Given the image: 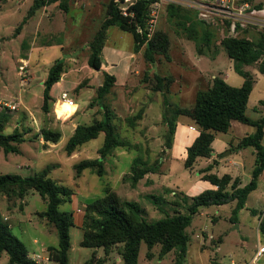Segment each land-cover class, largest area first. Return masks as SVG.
<instances>
[{"label":"rangeland","instance_id":"obj_1","mask_svg":"<svg viewBox=\"0 0 264 264\" xmlns=\"http://www.w3.org/2000/svg\"><path fill=\"white\" fill-rule=\"evenodd\" d=\"M35 1L0 0V105L17 106L15 113L7 111L11 120L5 134H11L18 129L25 140L19 145V154H6L0 149V175L13 174L28 178L49 168L50 177L73 192L70 199L60 207V211L74 214L77 209L82 210L81 213H76L74 218L77 226L70 232L72 247L68 254L69 264H86L91 260L93 264H123L122 245L109 252L81 246L84 209L87 203L104 197L106 190L111 189L121 199L138 203L148 221L160 220L166 214L174 215L175 210L184 213V193L175 187L166 188V184L170 183L165 177L163 179L158 176L149 181L144 179L137 186H133L129 179L124 180V177L130 174L134 160L139 156L151 164L159 162L160 171L162 166H166L168 156L164 153V124H151L152 126L131 130L125 121L128 116L115 121L120 137L129 140L138 148L116 150L114 155L106 160L105 175L102 177L90 169L78 174L76 167L84 160L99 158L98 151L104 143V134L72 155L66 151L67 142L79 124L89 125L102 119V104L115 112L114 105H119L123 91L130 96H127L124 105L127 109H133L136 114L139 108H145L144 102L149 101L146 96H150L154 108L151 119H155L165 100L171 105L179 104L181 95L176 93L179 87L183 90L181 105L186 108L192 106L195 93L199 91L194 90V87L201 84L208 89V85L212 84L216 76L224 77L233 87H241L244 78L235 72L234 62L221 46V41L230 36L227 24L223 23L219 16H215L216 21L212 24H206L216 35L209 49L202 47L205 49V56L199 62L200 55L197 53L196 43L176 35L167 21L165 12L169 3L161 1L158 22L152 33L162 31L169 35L170 61L159 57L156 64H148L144 58V46L141 53L134 56L136 60L127 87H124V90L111 91L100 100L98 89L104 83V74L89 66L90 46L107 17L110 0H58L28 17ZM256 2L264 6V0ZM62 3L67 9L61 7ZM198 19L202 22L199 16ZM262 32L264 29L249 28L239 36L256 40ZM108 45L130 51L134 47V38L131 33L113 27L109 30ZM58 59L65 61L63 83L54 88L52 94L56 98L52 97L56 103L52 104L50 113L45 114L42 110L44 82ZM260 64L261 62L244 68L251 72L255 79V89L247 110V116L251 119H259L264 114V106L260 104L264 101V74L259 71ZM193 65L202 71L201 66L206 76H199ZM149 71L151 74L148 82H145V73ZM156 73L172 79L169 85L171 92L153 91L156 86ZM143 82L145 85L142 86L146 90L140 91ZM63 92H68L76 107L67 109L60 106ZM135 92L141 94L137 102L132 98ZM149 92H152L153 96ZM45 127L62 132V139L58 144L47 143L37 137ZM255 130L254 127L237 121L228 133L217 134L221 142L236 141L228 146L227 151H231V154L222 158L223 164L217 170L219 175L230 173L242 180L250 174L254 168L253 148L244 149L239 153L237 143L254 134ZM204 163L205 160H200L199 164L195 165L192 180ZM175 164L173 167L178 173L173 175L174 180L185 186L191 184L192 181L185 177L187 173L184 164ZM250 179L251 174L250 178L245 180L246 183ZM164 180L167 182L164 183ZM260 193L264 196V184L250 196L246 208L239 214L237 224L231 221L235 203L202 208L200 213L193 217L192 224L187 229L190 242L186 264H232V261L235 264H264V254L256 258L258 250L264 248V237L259 233L264 203L260 204L256 200ZM153 196L158 199V204H155ZM176 201L180 203V208L173 206ZM255 209L257 215L251 212ZM46 210L47 203L33 190L23 200L15 196L0 197V220L9 225L12 234L25 244L29 257L33 259L40 256L42 259L38 264H58L49 259V248L58 247L59 237L55 227L42 216ZM160 251L161 246H156L151 251L152 257H148V247L142 243L138 264H175V252L161 257ZM0 264H9L6 253L0 255Z\"/></svg>","mask_w":264,"mask_h":264},{"label":"trees","instance_id":"obj_2","mask_svg":"<svg viewBox=\"0 0 264 264\" xmlns=\"http://www.w3.org/2000/svg\"><path fill=\"white\" fill-rule=\"evenodd\" d=\"M57 1L36 0L28 17L35 15L36 11L42 7ZM151 3V0H139L131 10L135 12L134 18H125L120 14L117 0H110L107 17L90 46L89 66L92 69L102 71L103 49L109 37L108 31L113 27L131 33L134 38L135 53H139L146 46L144 58L148 64H156L159 57H165L170 61L171 41L169 35L157 31L149 38V33L145 30ZM61 7L67 9L63 3ZM165 12L167 21L173 27L176 35L196 43L198 55H205V49L202 47L205 46L209 49L216 33L211 30L210 26H207L208 24L206 25L205 22L198 19V12L175 4H169ZM138 26L143 29L142 34L138 33ZM227 30L229 33L228 26ZM221 46L234 62L235 72L244 78L243 85L233 87L223 78L215 77L208 89L197 92L195 104L191 108L171 105L165 100L163 123L167 126V132L164 136V144L166 149H172L179 118L182 116L190 118L200 132L192 146L188 148L185 161V167L192 169L199 159L213 157L212 144L217 133H228L234 121L252 126L256 129L255 133L246 136L237 145V150L246 148L255 150V166L250 181L243 185V180L233 178L230 174L221 177L213 174L212 171L218 164L215 161L200 173L203 174L204 180L209 181L217 189L206 190L195 197L183 194L184 213L175 210L174 215L166 214L165 217L157 221H148L143 216V210L138 203L125 201L111 189H107L104 197L87 203L85 206L81 227L83 230L82 247L94 250L104 249L109 252L122 245L123 264H138L141 246L142 243H145L148 247V257H152L151 251L154 247L161 246V257L175 252V264H186L190 242L187 229L192 224L193 217L199 214L202 208L235 203L231 221L233 224L238 223L240 212L246 208L251 193L258 189L260 177L264 172V114L259 119H251L247 116L248 103L254 89L255 79L250 72L244 70L246 66H253L261 62L259 71L264 74V32L256 40L230 35L221 41ZM64 66L65 61L58 59L44 82L42 110L45 114H49L52 104L56 103L51 92L53 87L62 80L65 73ZM103 74L104 83L98 89L100 100H103L111 92L116 82L113 76L106 72ZM154 78L156 86L153 90L168 92L172 79L159 74H155ZM148 79L149 74L146 72L145 82H148ZM261 105L264 106V102ZM101 108L102 119L95 120L89 125L79 124L67 142L66 151L72 155L85 144L104 134V143L98 151L99 158L80 162L76 167L78 174L90 169L102 177L105 175V161L116 150L138 148L120 137L115 124V121L120 118L105 104H102ZM7 111L0 109V149L6 154H19L21 153L19 145L25 140L18 129H15L11 134H5L11 120ZM142 117L143 110L136 116L127 118L126 122L134 128ZM37 137L47 143L58 144L62 139V132L45 127ZM159 171V162L151 164L139 156L132 164L131 173L124 179H129L132 185L136 186L147 175L158 174ZM49 174L50 170L47 168L40 174L28 178L13 174L0 175V197L3 195L15 196L23 200L30 191L37 192L47 203V210L43 212L42 216L55 227L59 237L58 247L49 248V259L58 264H69L68 254L72 247L70 232L76 224L73 213L61 212L60 207L70 199L73 192L70 188L58 184ZM153 198L155 204H158V199L154 196ZM173 206L181 207L178 201L174 202ZM251 212L253 215H257L256 210ZM259 233L264 237V213L259 225ZM3 253L8 255L9 264H38L29 257L27 247L12 234L9 225L0 220V255ZM86 264H93V261Z\"/></svg>","mask_w":264,"mask_h":264},{"label":"crops","instance_id":"obj_3","mask_svg":"<svg viewBox=\"0 0 264 264\" xmlns=\"http://www.w3.org/2000/svg\"><path fill=\"white\" fill-rule=\"evenodd\" d=\"M260 5H262V4H260ZM262 7H264V6L262 5ZM108 33H109V31H108ZM108 40H109V37H108ZM108 40H107L106 46L103 49V59H104L103 62H104V65L102 67V73L104 71V72L108 73L109 75H111V76H113L115 78L116 82H115V85L113 87V90H111V91H118L120 89L124 90L125 89L124 87H127V85L129 84L130 78H131V69H132V67H133V65L135 63V60H136V58H134V56H135V54L141 53V51L139 53H135V45L130 51H125V50H121V49L119 50V49H116L117 47H111L110 45H108ZM203 56H205V55H200L199 56V59H200L199 62L202 61L201 58ZM193 67L198 70L199 76H206V75H204L205 71L203 72V68L201 66H200V68L202 69V71L200 69H198L195 65H193ZM246 68H248V66H246ZM136 73L138 74V72H136ZM148 74L150 75L151 72L149 71ZM223 79L225 80L224 77H223ZM62 81H63V78L58 84H56L53 87L51 94L53 93L55 87H58V86L62 85V83H63ZM142 85H145V83L144 82L141 83V86ZM208 87H210V85H208ZM140 88H141L140 91H145L146 90V88H144L143 86L140 87ZM254 89H255V84H254ZM254 89H253L252 93L254 92ZM194 90H205V87H203L201 84H199V87L195 86ZM148 91H151V90H148ZM169 91L171 92L170 88L168 89V92ZM154 92H156V91H154ZM197 92L195 93L194 101H193L191 107H193L194 104H195ZM149 93H151V96H153L152 92H149ZM176 93H178L181 96L183 95V90H181V87H179V90ZM252 93H251V95H252ZM140 95H141L140 92H138V93L135 92V94L132 96V98L134 99L135 102H137L139 100V96ZM52 96L54 98H56L55 95L52 94ZM127 96H128V93L126 94L123 91V96L121 97L122 100L119 102V105H114L115 112L118 114L119 118L127 117V116H128L127 118H130V117L136 116L141 110H143L142 119L137 122V125L134 128L129 127V129L132 130V129H135V128L148 127V126H152L151 124H153V125L164 124L163 123V120H164V106L161 107V109H159L160 111H159V113L156 114V118L155 119H151L152 111L154 110V108H153V105H152V101H150V96H146L149 101L148 102H144L143 105L145 106V108H142L141 110L139 108V112L137 114L134 113L133 109H131V108L127 109L126 106L124 105V102H125ZM181 96H180V99H179V104H175V105L184 107L183 105H181V98H182ZM128 97H130V96H128ZM249 101H250V99H249ZM262 102H264V101H261L260 104ZM191 107H189V108H191ZM118 108H122V110H119ZM127 118L125 119V121L127 120ZM235 122H237V121H234L232 123L231 129H233ZM76 127H75V129H76ZM166 128H167V126L164 124V136H165V134L167 132ZM217 134H216V139H215L214 143L212 144V147L214 149L213 157L211 159H199L196 162V164H199L200 160H205V163H204L203 167H200V169L198 171V175L195 176V178L193 177L194 179L192 180V176L191 175H192V173H194V169H195L194 167L195 166L191 170L187 169L185 167V161H186L187 155H188V148L190 146H192L194 141L200 135V132H199L198 128L195 126L194 122L190 118L184 117V116L180 117L179 120H178L177 128H176V134H175V138H174L173 147H172V149H166L165 148V151H164V153L168 156V159L166 160L167 161L166 166L164 168L162 166V169H161V171L158 174H149V175H147L144 178L145 181L146 180L149 181L152 178H157L158 176H160L162 178L165 177V179L167 181H169V183H170L169 185L166 184V188L173 189L175 187V188L179 189V191H182L185 195H187L189 197L198 196V195H200L201 193H203L206 190H216L217 187L212 185L209 181L204 180L203 179V174H201L199 172H201V170L205 169L207 166H209L213 162L217 161L218 164L213 169L212 173L218 175L219 177H221V176H223L225 174H230V173H225V174L219 175V171H217V170L223 164L222 156H223L224 152H226L229 149L228 146H230V145H232L233 143L236 142L234 140L232 142H230V143L221 142V141L218 140V135ZM218 142H220V143H218ZM239 143H240V141H238L237 144H239ZM242 150H244V149H242ZM242 150H239L238 152L241 153ZM125 151H127V150H125ZM127 152H129V151H127ZM252 156L256 159V155H255V150L254 149H253ZM255 159H254V166H255ZM175 163L184 164V169H185V171L187 173V174H185L186 175L185 177H186L187 180H191L192 181V183L189 184L188 186H185V185H183V183H178L176 180H174L175 176H173V175H176L178 173L173 167V165ZM105 164H106V161H105ZM164 169H166V170H164ZM214 171H216V173H214ZM188 172L190 174H188ZM251 173H252V171H250V174ZM250 174H248L244 179H242L243 180V185L247 184L245 180L250 178ZM128 175L129 174H127L126 176H128ZM230 175L233 178L238 177L237 175H233V174H230ZM182 176H183V174H182ZM144 179H142L141 181H143ZM167 181L164 180V183H166ZM262 184H264V172H263V174L260 177V180H259V183H258V189H259V186L262 185ZM258 189L256 191H258ZM256 191H254V192H256ZM253 193H251V195ZM250 196H249V198H250ZM256 200L260 204L264 203V196H262V193H260V195H257ZM247 203H248V201H247ZM246 206H247V204H246ZM76 213H81V212H79V209H77V212H75L73 214V217H75V215H77ZM74 220H75V218H74ZM75 224H76V222H75ZM76 226H77V224H76Z\"/></svg>","mask_w":264,"mask_h":264},{"label":"built area","instance_id":"obj_4","mask_svg":"<svg viewBox=\"0 0 264 264\" xmlns=\"http://www.w3.org/2000/svg\"><path fill=\"white\" fill-rule=\"evenodd\" d=\"M139 0H117L120 14L125 18H134L135 12L131 11ZM148 1V0H147ZM149 6V18L146 23L145 30L151 38L153 28L157 25L159 18V9L163 0H151ZM164 3L175 4L198 12L199 18L206 24H212L215 16H219L226 22L229 35L238 36L249 28L264 29V7H259L260 4L256 0H164ZM138 33L143 32V29L138 26ZM61 101L67 103L71 107H76V103L69 97L68 92L61 94ZM59 100V101H60ZM1 106V105H0ZM1 110H8L10 113L17 111L16 105L5 104L0 107ZM79 212L82 210L79 209ZM264 254V248L261 247L256 258H260ZM41 257L36 256L33 260L37 263L41 262ZM232 264H235L232 261Z\"/></svg>","mask_w":264,"mask_h":264},{"label":"bare ground","instance_id":"obj_5","mask_svg":"<svg viewBox=\"0 0 264 264\" xmlns=\"http://www.w3.org/2000/svg\"><path fill=\"white\" fill-rule=\"evenodd\" d=\"M60 106H61V107H65V108H67V109H71V108H72L71 106L67 105V103L64 102V101H61V102H60Z\"/></svg>","mask_w":264,"mask_h":264},{"label":"water","instance_id":"obj_6","mask_svg":"<svg viewBox=\"0 0 264 264\" xmlns=\"http://www.w3.org/2000/svg\"><path fill=\"white\" fill-rule=\"evenodd\" d=\"M230 154H231V151H227L226 153L223 154L222 158H225V157H227Z\"/></svg>","mask_w":264,"mask_h":264}]
</instances>
